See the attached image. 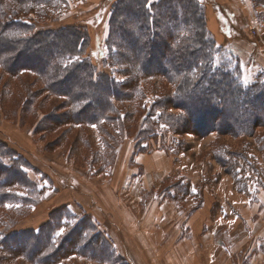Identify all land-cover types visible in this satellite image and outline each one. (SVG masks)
<instances>
[{
    "label": "rangeland",
    "instance_id": "1",
    "mask_svg": "<svg viewBox=\"0 0 264 264\" xmlns=\"http://www.w3.org/2000/svg\"><path fill=\"white\" fill-rule=\"evenodd\" d=\"M202 2L207 4V20L211 12L214 30L209 20L208 28L224 56L241 68L245 80L257 77L264 71V6L255 0L217 1L234 14L235 25L229 26L224 16L218 19L210 1ZM110 6L108 0H51L21 17L41 29L61 24L85 29L91 37L88 54L94 56L98 46L103 48L104 55L94 60L102 70L110 36ZM214 11L217 17L212 18ZM115 76L127 80L120 72ZM144 80L146 106L173 89L160 77ZM29 83L31 90L26 88ZM230 100L227 119L235 117ZM66 102L67 97L46 90L35 73L17 78L0 69V143L15 152L20 166L14 165L27 171L34 186L32 192L28 184L10 181L9 189L0 188V195L8 192L16 201L0 205V234L6 225L11 227L10 219L16 222L12 227L35 233L7 239L6 248L0 246V264H129L121 245V241L128 242L127 223L139 225L147 212L160 224L167 220L161 218H185L201 208L205 216L214 218L259 216L258 200L264 198V127L248 136L217 131L199 136L192 127L191 132L177 133L160 124L156 135L143 141L140 130L152 127L141 118L146 111L130 117L123 128L122 122L58 118L70 109ZM114 102L125 111L136 105L126 98ZM256 105L264 108V100ZM170 111L181 113L175 108ZM113 129L122 136L117 144L104 136V130ZM110 143H115L113 149ZM137 143L147 150H137ZM5 161L12 163L9 158ZM5 176L0 172V181ZM23 196L29 204L19 202ZM162 196L168 200L166 205L161 202L162 206L147 208ZM12 204L16 211H10ZM61 228L65 231L57 234ZM45 240L51 254L42 258Z\"/></svg>",
    "mask_w": 264,
    "mask_h": 264
},
{
    "label": "trees",
    "instance_id": "2",
    "mask_svg": "<svg viewBox=\"0 0 264 264\" xmlns=\"http://www.w3.org/2000/svg\"><path fill=\"white\" fill-rule=\"evenodd\" d=\"M50 1L0 0V69L17 78L35 73L46 90L67 97L66 107L70 109L54 114L58 118L64 116V120L84 123L122 122L123 127L130 117L146 111L147 115L141 118L144 125L152 127L140 130L139 138L143 141L156 135L160 124L177 133L191 132L192 127L199 136L213 131L248 136L264 127V108L258 109L256 105L264 100V71L245 80L241 68L232 66L208 28L207 4L203 0H158L151 7L147 6V0H108L110 36L102 70L95 61L104 55L103 48L98 46L94 56L88 54L91 37L85 29L67 24L41 29L21 17L22 13H35ZM206 1H210L220 21L225 17L229 26L235 25L234 14L226 5ZM255 1L258 6H264V0ZM129 14H134L136 19ZM107 67L112 71L104 70ZM117 72L127 80H118ZM157 77L165 79L173 89L162 92L159 99L146 106L144 79ZM26 88L32 89L30 83ZM122 98L136 104L134 109L125 111L116 106L114 101ZM230 98L235 108L233 119L225 117ZM172 108L180 109L181 113L171 112ZM104 136L116 144L122 137L114 129L104 130ZM110 145L113 149L115 143ZM136 149L144 150L140 143ZM16 157L11 148L0 143V172L6 174L0 188L9 189L8 184L13 182L21 186L28 184L33 192V181L25 169L17 166ZM6 158L12 163H6ZM10 174L15 177L10 179ZM12 196L8 192L1 194L0 205L16 203ZM19 202L30 203L24 196ZM15 205H11L10 211ZM9 222L11 227L6 225V230L1 231L0 246L6 248L7 239L35 235L12 227L16 225L13 219ZM45 243L42 258L51 254L50 245L46 240Z\"/></svg>",
    "mask_w": 264,
    "mask_h": 264
},
{
    "label": "crops",
    "instance_id": "3",
    "mask_svg": "<svg viewBox=\"0 0 264 264\" xmlns=\"http://www.w3.org/2000/svg\"><path fill=\"white\" fill-rule=\"evenodd\" d=\"M155 1L158 0H152ZM212 1L224 3L226 0ZM213 14L212 18L217 17L215 11ZM208 20L212 27L211 12ZM155 199L147 208L162 206L161 202H164L163 205L168 203L163 196ZM204 209L196 210V213L185 218H161L167 219L162 224L148 216L149 212L139 225L127 223L128 242L121 241V245L128 263L264 264L263 196L258 200V217L239 215L214 218L205 216ZM170 221L173 222L171 226Z\"/></svg>",
    "mask_w": 264,
    "mask_h": 264
},
{
    "label": "snow or ice",
    "instance_id": "4",
    "mask_svg": "<svg viewBox=\"0 0 264 264\" xmlns=\"http://www.w3.org/2000/svg\"><path fill=\"white\" fill-rule=\"evenodd\" d=\"M152 0H147V6L151 7ZM65 231V229L61 228L59 229V232L57 234H62Z\"/></svg>",
    "mask_w": 264,
    "mask_h": 264
},
{
    "label": "built area",
    "instance_id": "5",
    "mask_svg": "<svg viewBox=\"0 0 264 264\" xmlns=\"http://www.w3.org/2000/svg\"><path fill=\"white\" fill-rule=\"evenodd\" d=\"M255 32V31H254Z\"/></svg>",
    "mask_w": 264,
    "mask_h": 264
}]
</instances>
